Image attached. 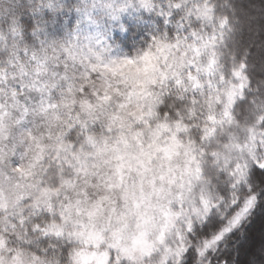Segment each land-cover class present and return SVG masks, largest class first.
Masks as SVG:
<instances>
[{
  "label": "snow or ice",
  "instance_id": "obj_1",
  "mask_svg": "<svg viewBox=\"0 0 264 264\" xmlns=\"http://www.w3.org/2000/svg\"><path fill=\"white\" fill-rule=\"evenodd\" d=\"M253 214L264 0H0V264H240Z\"/></svg>",
  "mask_w": 264,
  "mask_h": 264
},
{
  "label": "clouds",
  "instance_id": "obj_2",
  "mask_svg": "<svg viewBox=\"0 0 264 264\" xmlns=\"http://www.w3.org/2000/svg\"><path fill=\"white\" fill-rule=\"evenodd\" d=\"M239 6L243 7L247 4V0H236ZM101 23H103V18L101 17ZM87 28V25H85ZM137 31L134 26H130L127 32H121L117 29V34L119 40L117 43L128 42L133 37V32ZM135 39H142V37H135ZM208 183L211 185V191L214 193H219L220 189L227 183L225 179H222L219 175V171L210 169L206 177ZM199 193H194L198 195ZM234 246L238 247L240 244H244V251L240 256V264H264V238L260 241L253 243L245 235L244 231L240 233L239 240L233 238ZM62 264H68L67 255L62 257ZM223 264V261H221ZM232 264H236V258L234 257Z\"/></svg>",
  "mask_w": 264,
  "mask_h": 264
},
{
  "label": "trees",
  "instance_id": "obj_3",
  "mask_svg": "<svg viewBox=\"0 0 264 264\" xmlns=\"http://www.w3.org/2000/svg\"><path fill=\"white\" fill-rule=\"evenodd\" d=\"M245 229L251 232L253 243L260 241L262 238H264V218L258 214H253V216L245 222Z\"/></svg>",
  "mask_w": 264,
  "mask_h": 264
},
{
  "label": "rangeland",
  "instance_id": "obj_4",
  "mask_svg": "<svg viewBox=\"0 0 264 264\" xmlns=\"http://www.w3.org/2000/svg\"><path fill=\"white\" fill-rule=\"evenodd\" d=\"M263 235H264V229H263Z\"/></svg>",
  "mask_w": 264,
  "mask_h": 264
}]
</instances>
